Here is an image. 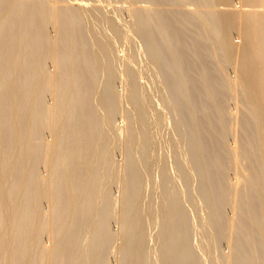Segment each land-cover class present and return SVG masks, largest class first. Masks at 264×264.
Returning a JSON list of instances; mask_svg holds the SVG:
<instances>
[{
    "label": "bare ground",
    "instance_id": "1",
    "mask_svg": "<svg viewBox=\"0 0 264 264\" xmlns=\"http://www.w3.org/2000/svg\"><path fill=\"white\" fill-rule=\"evenodd\" d=\"M128 2L0 0V264H264V0Z\"/></svg>",
    "mask_w": 264,
    "mask_h": 264
},
{
    "label": "rangeland",
    "instance_id": "2",
    "mask_svg": "<svg viewBox=\"0 0 264 264\" xmlns=\"http://www.w3.org/2000/svg\"><path fill=\"white\" fill-rule=\"evenodd\" d=\"M68 1H70V0H68ZM88 1H91V2H99L100 1L102 4L105 5V8L102 9L104 12H107V11L110 12V10H112L111 6L113 4L119 5V7H117V11H116V14H118V18L115 20V23H116L117 27L120 29L119 30L120 33L119 34H117V33L113 34L109 30L108 31V33H109L108 35H109L110 39L112 40V42L114 43L115 47H119V48L120 47L121 48L124 47L123 43H125V40L127 39V38L124 37V33H123L124 24H128V23L131 22V19H130V16L128 14V10H127V7H126L127 3H129L128 0H88ZM124 1H126V2H124ZM142 4H150L151 6H155V4H151L150 2H145V1H139V2H137L135 4L133 2V5H142ZM166 5L170 6L171 4H166ZM190 6L192 7L194 5L187 4V5H184L183 7H184V9L187 10ZM233 6L235 8L237 6H242V5L240 4L239 0H233V4L231 5V7H233ZM52 25L53 24L50 23V22L45 23L46 31L50 32L51 34H53V26ZM200 36L201 35H198V39H199L200 42H203L204 39L200 38ZM232 39L237 42V40H238L237 32H235V31L233 32ZM137 42L140 43V41H136V43ZM128 44L130 45L129 40H128L127 45ZM114 56L118 60H120L121 55H120V52L117 49L114 51ZM46 66L48 68H50V69L52 68L50 60H46ZM136 67H139V69H140V77H139L140 78L139 79L140 82L144 84V87L146 89H151L152 88L151 87L152 86V80H153V77H154L152 69L149 66L142 65V64H136ZM225 71H226V74H229V75L232 76L233 73H234V69H233L232 64H227L225 66ZM114 84H115V88L117 90H120L123 87V85L121 83L120 70L116 73V76L114 77ZM45 98H46V100L48 102L50 101L51 94H50L49 90L45 91ZM240 103H241L240 97L236 98L235 96H232V94H230V95L226 96V98L224 100V107H225L226 110L229 111V110L234 109L235 104H240ZM126 109L127 110L132 109V105L130 103L125 102V103H122V105L120 104L116 108V110L114 111V119H115L114 124H116L117 122L120 121L121 114L123 113L124 110L126 111ZM228 120L230 121V123H232L231 121L234 120V117H232L230 114H228ZM233 129H234V125L229 124L228 130H227V141L229 143L231 141H233ZM48 131L49 130H47V127H46L47 134H49ZM159 143L162 144V146L165 144L164 141H161ZM112 156L114 158H116L118 161L120 159H122L120 146L117 145L116 147L113 148ZM150 157L152 158L151 155H150ZM225 172H226L227 176H228V174H229V176H233L234 174H232V173L234 172V167H232L231 165L226 167L225 168ZM110 182H112V183H110L111 184V191L114 194H116V192H117V181L114 180V178H111ZM144 191L146 193H148L150 190L145 187ZM225 212L227 214H229V215L232 214V208H231V206L228 203L225 204ZM109 225H110V227L112 229L116 228L117 224L115 222V217L113 215L110 216ZM221 243L223 244V246L224 245L226 246V243H225V241H223V239L221 240ZM115 247H116V243H114V242L113 243L110 242V244H108V250L106 252V257H107V259L109 260L110 263L113 260V254H114Z\"/></svg>",
    "mask_w": 264,
    "mask_h": 264
}]
</instances>
